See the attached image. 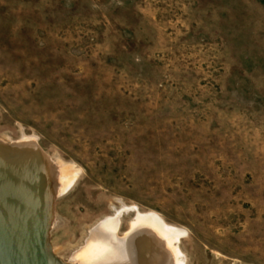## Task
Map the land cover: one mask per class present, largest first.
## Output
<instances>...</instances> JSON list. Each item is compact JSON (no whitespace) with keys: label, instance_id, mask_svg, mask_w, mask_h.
<instances>
[{"label":"rangeland","instance_id":"1","mask_svg":"<svg viewBox=\"0 0 264 264\" xmlns=\"http://www.w3.org/2000/svg\"><path fill=\"white\" fill-rule=\"evenodd\" d=\"M23 136L76 176L56 259L126 206L186 232L183 264H264V0H0V141Z\"/></svg>","mask_w":264,"mask_h":264},{"label":"bare ground","instance_id":"2","mask_svg":"<svg viewBox=\"0 0 264 264\" xmlns=\"http://www.w3.org/2000/svg\"><path fill=\"white\" fill-rule=\"evenodd\" d=\"M21 140L14 148H6L0 141V264L184 263L178 246L186 235L183 229L168 225L156 213H140L135 207L126 206L90 230L83 247L71 255L68 263L53 257L46 244L55 214L53 202L72 186L76 176H70L64 168L58 191L57 172L51 162L40 156L30 139L23 136ZM23 155L31 156L28 169L14 162V158ZM122 214L131 217L126 234L118 238ZM37 215L46 222L45 249L39 247L43 240L42 221L33 224Z\"/></svg>","mask_w":264,"mask_h":264},{"label":"water","instance_id":"3","mask_svg":"<svg viewBox=\"0 0 264 264\" xmlns=\"http://www.w3.org/2000/svg\"><path fill=\"white\" fill-rule=\"evenodd\" d=\"M40 221H42V230H41V236L43 238L42 242L39 243V247H43L45 249V230H46V222H45V218H43L41 215H37V220L33 223L34 226L37 225V223H39ZM48 248V246H47Z\"/></svg>","mask_w":264,"mask_h":264}]
</instances>
